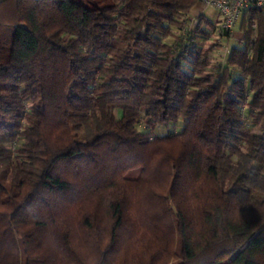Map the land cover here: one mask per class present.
Masks as SVG:
<instances>
[{
	"label": "trees",
	"instance_id": "obj_1",
	"mask_svg": "<svg viewBox=\"0 0 264 264\" xmlns=\"http://www.w3.org/2000/svg\"><path fill=\"white\" fill-rule=\"evenodd\" d=\"M198 3L0 0V264H264V15Z\"/></svg>",
	"mask_w": 264,
	"mask_h": 264
},
{
	"label": "built area",
	"instance_id": "obj_2",
	"mask_svg": "<svg viewBox=\"0 0 264 264\" xmlns=\"http://www.w3.org/2000/svg\"><path fill=\"white\" fill-rule=\"evenodd\" d=\"M205 7L216 9L221 16V28L231 32L237 22L251 7L260 9L264 15V0H199Z\"/></svg>",
	"mask_w": 264,
	"mask_h": 264
},
{
	"label": "crops",
	"instance_id": "obj_3",
	"mask_svg": "<svg viewBox=\"0 0 264 264\" xmlns=\"http://www.w3.org/2000/svg\"><path fill=\"white\" fill-rule=\"evenodd\" d=\"M210 8V7H208ZM207 7H205L203 4H201L200 2L194 7L192 8L191 12H190V24H191V28L194 26L195 22H196V18L199 14L205 13L207 14ZM214 9V8H213ZM215 13H214V17H210L211 19L214 20V22L221 24V16L219 14V12L214 9ZM244 13L242 14L241 18L239 19V21L237 22L236 26L234 27V29L230 32V36L229 38H226L228 42H230V47L226 48L227 52L225 54V56L227 54H229V51L231 50L232 47H235L239 44H241L243 42L244 39V32L241 28V24H242V17H243Z\"/></svg>",
	"mask_w": 264,
	"mask_h": 264
},
{
	"label": "rangeland",
	"instance_id": "obj_4",
	"mask_svg": "<svg viewBox=\"0 0 264 264\" xmlns=\"http://www.w3.org/2000/svg\"><path fill=\"white\" fill-rule=\"evenodd\" d=\"M214 11L215 10L213 8H208L207 9L208 16L214 17V13H215ZM204 40L205 39L201 40V43L204 46H208L210 44H215L216 42H218V40L220 43L224 44V46H222V49H218V48L214 49V52L212 55V60H213V62H218L220 59L221 60L224 59L225 54L227 52L226 48L230 47V42L227 41L226 37L220 36V35H218V33H216V34H212L205 41ZM142 127H145V124H142ZM181 127H182V122H179L177 125L166 126L163 129L158 130L157 133H165L168 129H172V128H174L175 130H180ZM129 175L132 177H137L139 175V172L138 171H132V172H130Z\"/></svg>",
	"mask_w": 264,
	"mask_h": 264
}]
</instances>
